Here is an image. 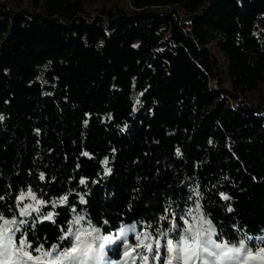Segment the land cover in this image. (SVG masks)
<instances>
[{
    "label": "trees",
    "instance_id": "16d2710c",
    "mask_svg": "<svg viewBox=\"0 0 264 264\" xmlns=\"http://www.w3.org/2000/svg\"><path fill=\"white\" fill-rule=\"evenodd\" d=\"M0 116V211L28 187L68 195L57 224L75 207L117 237L111 264L121 227L166 228L197 188L225 238L264 235V0H0Z\"/></svg>",
    "mask_w": 264,
    "mask_h": 264
},
{
    "label": "snow or ice",
    "instance_id": "6c2138e0",
    "mask_svg": "<svg viewBox=\"0 0 264 264\" xmlns=\"http://www.w3.org/2000/svg\"><path fill=\"white\" fill-rule=\"evenodd\" d=\"M176 152L180 154L178 148ZM82 155L89 154L84 152ZM102 164L105 174H111L107 158ZM39 179L45 180L43 173ZM79 183L84 185L86 181L80 179ZM195 195L199 199L194 201V207L183 210L179 219L170 204L163 209L164 214L157 219L158 222L166 221V228L153 229L151 223L141 232H136L135 224L121 227L119 239L123 240V264H137V261L142 264H264V235L252 237L245 233L236 240L225 238L223 231L218 232L210 214L205 213L201 203L204 197L198 188ZM219 195L225 201L230 199L225 193ZM192 199L189 195L188 200ZM2 200L4 196L0 195ZM68 203V195L49 201L38 196L31 187L20 190L15 198V211L13 206L8 207L10 215L0 211V264H101L107 257L102 241L108 239L101 235V227L94 225L90 217L79 214L75 207L70 208L75 213L70 220L63 225L57 224L55 207ZM79 203L88 202L81 195ZM49 204L53 210L44 211ZM227 211L233 209L228 207ZM44 221L56 224L61 232L59 243L48 248L38 243L34 247L29 240L28 228L34 229L37 223ZM129 231L136 232L135 243L127 239Z\"/></svg>",
    "mask_w": 264,
    "mask_h": 264
},
{
    "label": "rangeland",
    "instance_id": "374dc122",
    "mask_svg": "<svg viewBox=\"0 0 264 264\" xmlns=\"http://www.w3.org/2000/svg\"><path fill=\"white\" fill-rule=\"evenodd\" d=\"M212 49L218 55V57L221 60L222 82H223L224 87L229 89L231 87V84H230V80H229L228 68H227V64H226V61H225V57H224L223 54L218 52L216 46L213 45ZM25 202L27 203V202H30V201H25ZM192 207H194V205ZM103 236L108 237V239L106 241H102L105 244V250L107 251V257H106V259L103 262H101V264H111L110 263L111 256H110L108 250L117 242V237L110 236L109 234H104ZM123 250L124 249L122 248V251ZM123 261H124V257L122 255V258L117 262V264H123ZM137 264H142V262L141 261H137ZM153 264H154V262H153Z\"/></svg>",
    "mask_w": 264,
    "mask_h": 264
}]
</instances>
